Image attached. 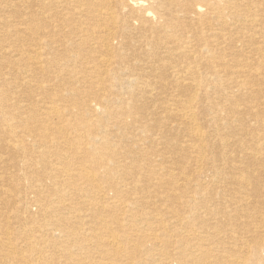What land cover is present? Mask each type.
Instances as JSON below:
<instances>
[{
	"label": "bare ground",
	"instance_id": "obj_1",
	"mask_svg": "<svg viewBox=\"0 0 264 264\" xmlns=\"http://www.w3.org/2000/svg\"><path fill=\"white\" fill-rule=\"evenodd\" d=\"M0 7V264H264V0Z\"/></svg>",
	"mask_w": 264,
	"mask_h": 264
},
{
	"label": "rangeland",
	"instance_id": "obj_2",
	"mask_svg": "<svg viewBox=\"0 0 264 264\" xmlns=\"http://www.w3.org/2000/svg\"><path fill=\"white\" fill-rule=\"evenodd\" d=\"M0 9H1V7H0ZM6 9H7V7H6ZM8 9H9V8H8ZM8 9H7V10L0 11V19H1L3 16H5V17L7 18V21H6V22L9 23V24H12V25H13V23H15V22H14V21H10L11 16H12V15H11L12 13H11V10H10V9L8 10ZM2 12H3V13H2ZM9 15H10V16H9ZM5 17H4V18H5ZM6 18H5V19H6ZM8 18H9V20H8ZM12 22H13V23H12ZM2 25H3V26H2ZM3 27H4V28H3ZM5 27L7 28V25H4V24L0 23V32H1V33H0V36H1V37H2V34L4 33V31H5V35H6V34L8 35V31H7V29H6ZM2 29H3V30H2ZM1 30H2V31H1ZM2 32H3V33H2ZM1 37H0V40L3 38V37H2V38H1ZM258 222H259V220H257V221L255 220V223H258Z\"/></svg>",
	"mask_w": 264,
	"mask_h": 264
}]
</instances>
